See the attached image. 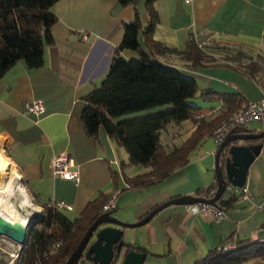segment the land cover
I'll return each instance as SVG.
<instances>
[{"label": "crops", "instance_id": "crops-1", "mask_svg": "<svg viewBox=\"0 0 264 264\" xmlns=\"http://www.w3.org/2000/svg\"><path fill=\"white\" fill-rule=\"evenodd\" d=\"M147 4L148 0H139L135 7L122 6L117 0H59L52 8L59 18L51 27L56 43L45 47L43 68L35 71L19 61L0 77V156L15 166L32 198L37 193L41 201L61 200L72 205L69 210L62 208L68 217L71 213L79 215L100 190L113 192V170L120 181L114 197L116 213H111L129 223L172 197L194 196L200 186L216 184L214 160L218 146L206 134L204 141L192 149L187 164L173 170L168 178L155 185L127 189L120 171V160L127 159L124 149L114 145L105 128L98 139L89 137L83 128L81 113L87 105L84 97L104 80L113 50L124 40L122 23L137 17L141 23H148ZM153 6L158 13L154 38L168 47L183 50L193 34L199 46L229 45L264 59V0H155ZM82 34L89 35L87 43L82 41ZM138 38L141 48L149 53L141 33ZM121 52L124 60L139 55L132 49ZM158 59L195 78L200 96L191 102L202 112L198 118L216 117L224 108V94L244 97L243 104L264 98V68L256 81L231 66H188L177 53ZM206 90L216 95L201 96ZM35 99L46 108L40 117L25 114L26 102ZM165 108L144 110L138 115ZM196 127L194 121L184 120L161 131V137L167 140L162 143L164 150L190 138ZM263 128L264 123L251 122L235 132L252 134ZM260 138L248 141L258 142L261 147L246 170L245 185L254 201L231 198V204L216 203L225 212L220 219L193 214L186 203H173L162 207L143 225L124 227L123 238L129 242V249L146 253L141 264H189L211 248L228 242L234 248L237 239L262 240L263 212L255 207L264 196V135ZM59 153L70 155L78 180L53 174L51 162ZM144 168L130 165L124 171L130 176ZM80 264L99 263L84 258ZM241 264H264V257L249 258Z\"/></svg>", "mask_w": 264, "mask_h": 264}, {"label": "trees", "instance_id": "trees-1", "mask_svg": "<svg viewBox=\"0 0 264 264\" xmlns=\"http://www.w3.org/2000/svg\"><path fill=\"white\" fill-rule=\"evenodd\" d=\"M58 1L0 0V77L19 61L35 71L43 68L45 47L56 43L51 27L59 21L52 9ZM117 1L122 6L131 4L134 7L139 2ZM154 1L148 0L146 6L150 13L148 23H141L138 17L122 23L125 30L124 40L114 48L110 68L100 86L84 97L87 105L81 113V122L89 137L98 139V133L105 128L114 145L121 146L127 152V159L120 160V171L127 189L155 185L168 178L173 170L187 164L192 149L204 141L206 133L215 129L222 119L229 118L246 105L242 103L244 97L224 94L221 95L224 108L216 117L198 118L202 112L191 102L200 91L195 78L187 76L170 63L160 62L158 57L177 53L191 67L231 66L256 81L264 68V59L261 56L251 57L246 51L223 44L199 46L198 39L193 34H190L181 51L160 43L153 35L158 18ZM139 33L145 39L144 44L149 53L141 48ZM125 49L138 52V58L124 60L121 51ZM203 95L216 94L206 90L201 94ZM165 106L164 110L116 121L123 115L138 114L144 110ZM184 120H192L197 124L190 138L171 145L167 151L164 150L161 131H166L171 124L179 125ZM137 164L148 168L128 176L124 169ZM117 175L118 172L113 170V192L100 190L87 202L81 213L73 218L68 217L52 201H41L40 195L34 193V202L43 207V210L29 223L28 236L18 253V264H58L59 261L65 263L80 244L87 228L103 212L108 198L118 192L120 180ZM216 189V184L200 186L194 191V195L211 197ZM219 199V206L234 202L233 199ZM112 210L113 208L107 211ZM59 241L61 244L58 246ZM235 242L237 246L234 248H211L207 254L189 264H241L249 258L264 257L263 241L237 239ZM84 258L88 257L83 254L77 264ZM0 264H4V260L0 259Z\"/></svg>", "mask_w": 264, "mask_h": 264}, {"label": "water", "instance_id": "water-1", "mask_svg": "<svg viewBox=\"0 0 264 264\" xmlns=\"http://www.w3.org/2000/svg\"><path fill=\"white\" fill-rule=\"evenodd\" d=\"M236 129L237 128L232 129L217 147L218 150L214 160L217 189L213 192L211 197L203 198L202 196H192L191 194L175 196L167 200V202L164 201L150 209L144 214L143 218L137 219L132 223L117 218L112 215L111 211L102 212L87 228L86 233H84L79 242L80 244L72 251L69 259H66L65 264H77L83 254L93 263L111 264L112 261H117L122 264H141L146 257V253L134 248L129 249V242L125 241L123 238L125 232L124 227L129 228L145 224V222L156 215L158 210L164 206H169V204H192L197 201L217 203L218 200H220L219 197L222 195L223 191H225L227 183L243 187L247 177V167L261 148L260 143L256 142L252 144L249 142L250 140L255 141V139L262 137L264 135V128L252 134H241L235 132ZM35 216L34 214L31 215L29 218L30 223ZM28 226L29 224H27L24 231L26 232L25 235L20 238L21 245L25 241L26 236H28ZM11 227L13 226L9 224L4 225L0 222V233L6 235L8 229ZM17 231L20 232L18 229ZM14 237L19 239L16 236Z\"/></svg>", "mask_w": 264, "mask_h": 264}, {"label": "built area", "instance_id": "built-area-1", "mask_svg": "<svg viewBox=\"0 0 264 264\" xmlns=\"http://www.w3.org/2000/svg\"><path fill=\"white\" fill-rule=\"evenodd\" d=\"M194 0H184L185 3H192ZM82 41L86 43L89 41L88 34H82L81 36ZM26 111L25 114L34 115L36 117H40L46 110L45 105H43L41 100H31L26 102ZM254 122H262L264 123V98L257 101H249L246 103L245 107L232 115L229 118H224L220 121L215 129L210 130L206 133V137H209L213 140L216 146L225 139V137L229 134L232 129L235 128H242V126L248 123ZM51 168L53 169V174H58L64 179L70 178L74 180H78V170L74 168V162L71 159L70 155L67 153H59L57 154L51 162ZM117 193L111 195L108 200L106 201L103 212H106L109 209L115 207L114 197ZM220 197H227L228 199L234 198L237 201L245 202V200L254 201L253 195L249 192V187L247 185L236 186L233 184H226L225 191H223ZM55 206L60 208H65L66 210L71 209L73 206L70 204H66L65 201H57ZM188 209L191 213H201L206 216L212 215L213 217L220 219L221 217L225 216V212L223 208L216 205V203L211 202H204V201H197L194 203L187 204ZM256 209H259L263 212L264 218V196L255 203ZM39 213H41L39 211ZM264 242V237L262 240ZM61 243L60 241L57 242L59 246ZM22 247V245H21ZM225 248L232 247V243L228 242L224 245ZM17 259L19 261V256H14L13 260ZM18 261L15 264H18ZM58 264H65L64 261H59Z\"/></svg>", "mask_w": 264, "mask_h": 264}, {"label": "bare ground", "instance_id": "bare-ground-1", "mask_svg": "<svg viewBox=\"0 0 264 264\" xmlns=\"http://www.w3.org/2000/svg\"><path fill=\"white\" fill-rule=\"evenodd\" d=\"M20 178L15 166L0 156V222L25 231L36 208L19 181ZM18 196L19 202L15 204L13 198Z\"/></svg>", "mask_w": 264, "mask_h": 264}, {"label": "rangeland", "instance_id": "rangeland-1", "mask_svg": "<svg viewBox=\"0 0 264 264\" xmlns=\"http://www.w3.org/2000/svg\"><path fill=\"white\" fill-rule=\"evenodd\" d=\"M158 108V107H156ZM138 115L137 113H131L128 114L127 116L123 115L119 118L116 119V121H118L119 119H127L129 116H136ZM163 139V142L166 143L167 140L163 137H161ZM125 153V157L127 158V152H125L124 150H122ZM148 167L144 168L147 169ZM19 181L23 184L22 179L20 178ZM28 194V193H27ZM29 197L31 199V202L33 203L34 207L36 208L34 211V215H38L39 214V210L40 212H42L41 210H43L42 208L40 209L34 202L31 194H29ZM13 200L15 201V204H18L19 202V196L13 198ZM112 213H116L115 210H112ZM71 217L75 216L74 213H71ZM133 222V221H132ZM130 222V223H132ZM21 233V234H20ZM26 232L24 231H17V229H15V227H11L8 229L7 234L3 235L0 233V259L4 260V264H15L16 261H18L17 259L13 260L14 256H18L19 250L21 248V240L20 238H22L25 235ZM14 236L18 237L19 239H16Z\"/></svg>", "mask_w": 264, "mask_h": 264}]
</instances>
